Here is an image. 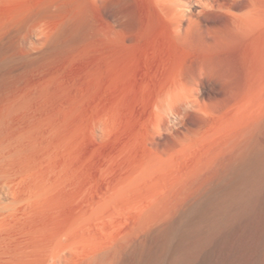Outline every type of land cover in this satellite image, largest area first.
<instances>
[{"label": "rangeland", "instance_id": "obj_1", "mask_svg": "<svg viewBox=\"0 0 264 264\" xmlns=\"http://www.w3.org/2000/svg\"><path fill=\"white\" fill-rule=\"evenodd\" d=\"M261 154L264 0H0V264H264Z\"/></svg>", "mask_w": 264, "mask_h": 264}, {"label": "bare ground", "instance_id": "obj_2", "mask_svg": "<svg viewBox=\"0 0 264 264\" xmlns=\"http://www.w3.org/2000/svg\"><path fill=\"white\" fill-rule=\"evenodd\" d=\"M259 154H260V152H258V154L256 153V155H259ZM261 155L263 156L264 154H261ZM259 156H260V155H259ZM247 157H249V156H247ZM260 157H261V156H260ZM260 157H258V158L260 159ZM258 158H256V159L258 160ZM243 160H245V159H243ZM248 160H249V158H248ZM260 160H261V159H260ZM262 160H263V157H262ZM245 161H246V160H245ZM245 161H244V163H241V164H245ZM251 161H253V159H250V163H252ZM258 161H259V160H258ZM263 161H264V160H263ZM263 161H262V162H263ZM247 162H248V161H246V164H247ZM256 162H257V161H256ZM260 162H261V161H260ZM260 162H259V163H260ZM259 163H258V164H259ZM263 163H264V162H263ZM249 165H250V164H249ZM255 165H256V164H255ZM241 166H242V165H241ZM231 167H232V166H231ZM236 167H238V166H236ZM243 167H245L244 170L242 169ZM247 167H248V164H247ZM247 167H246V165H243L242 168L239 166L238 170L241 168L243 171H247V169H246ZM249 167H250V166H249ZM254 169H255V168H254ZM256 169H257V168H256ZM242 170H241V171L239 170V171L242 173ZM230 171H231V170H230ZM235 171H236V170H235ZM239 171H238V172H239ZM231 172H232V171H231ZM231 172H230V173H231ZM233 172H234V171H233ZM233 172H232V173H233ZM238 172H237L236 174H238ZM247 172H248V171H247ZM249 172H250V171H249ZM243 173H244V172H243ZM234 174H235V173H234ZM245 174H247V173H245ZM235 176H236V175H235ZM252 176H253V175H252ZM258 176H259V175H258ZM232 177H233V176H232ZM248 177H249V176H248ZM248 177H247V178H248ZM235 178H236V177H235ZM245 178H246V177H245ZM239 179H240V178H239ZM250 180H251V179H250ZM251 181H252V180H251ZM234 184H235V183H234ZM234 184H233V186H234ZM244 184H245V183H244ZM246 184H247V182H246ZM249 184H250V183H249ZM238 186H239V185H238ZM245 187H246V186H245ZM250 187H251V186H250ZM242 188H243V187H242ZM246 189H247V188H246ZM248 189H249V188H248ZM231 191H232V189H231ZM239 191H240V190H239ZM232 192H233V191H232ZM240 192H241V191H240ZM243 192H244V191H243ZM230 195H231V193H230ZM236 195H237V194H236ZM227 196H228V195H227ZM240 196H241V195H240ZM240 196H239V197H240ZM217 198H218V197H217ZM223 199H225V198H223ZM227 199H228V197H227ZM228 200H229V199H228ZM215 201H216V200H215ZM231 202H232V201H231ZM213 203H214V201H213ZM216 203L218 204L219 202H216ZM224 203H225V201H224ZM237 203H238V202H237ZM226 204H227V203H226ZM230 205H231V204H230ZM222 206H223V203H222ZM225 207H226V206H225ZM227 207H229V206H227ZM208 208H209V207H208ZM210 208H211V207H210ZM218 208H219V207H218ZM223 208H224V207H223ZM206 209H207V208H206ZM211 209H212V208H211ZM219 210H220V209H219ZM223 211H224V210H223ZM209 212H210V211H209ZM214 212H215V211H214ZM219 213H220V212H219ZM214 214H215V213H214ZM211 215H212V214H211ZM201 216H202V215H201ZM201 216H200V217H201ZM202 217H203V216H202ZM211 217H212V216H211ZM216 217H217V216H216ZM203 219H204V218H203ZM212 219H213V218H212ZM216 219H217V218H216ZM199 220H200V219H199ZM201 221H202V220H201ZM209 221H210V220H209ZM209 221H208V222H209ZM213 223H214V222H213ZM215 223H216V222H215ZM205 225H206V224H205ZM208 227H210V226H208ZM198 229H199V228H198Z\"/></svg>", "mask_w": 264, "mask_h": 264}]
</instances>
